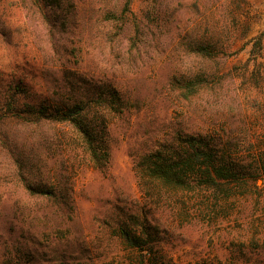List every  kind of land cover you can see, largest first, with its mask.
<instances>
[{
	"label": "rangeland",
	"instance_id": "obj_1",
	"mask_svg": "<svg viewBox=\"0 0 264 264\" xmlns=\"http://www.w3.org/2000/svg\"><path fill=\"white\" fill-rule=\"evenodd\" d=\"M246 1L244 24L226 33L218 19L236 7L230 0H0V109L32 81L61 99L83 79L90 91L112 83L128 102L111 123L104 169L67 127L0 117V264H139L115 229L118 214L149 208L133 168L139 154L205 131L229 134L246 155L264 147V0ZM206 42L211 57L196 50ZM196 74L224 78L189 102L171 84ZM26 179L64 188L70 217L57 213L61 200L31 194ZM178 208L152 209L154 249L168 264H264L263 178L213 211Z\"/></svg>",
	"mask_w": 264,
	"mask_h": 264
},
{
	"label": "trees",
	"instance_id": "obj_2",
	"mask_svg": "<svg viewBox=\"0 0 264 264\" xmlns=\"http://www.w3.org/2000/svg\"><path fill=\"white\" fill-rule=\"evenodd\" d=\"M230 1L236 7L218 19L223 23L226 33L230 26L238 31L244 24L241 9L247 2ZM126 8H129V3ZM214 29L210 24L206 27L210 32ZM52 32L53 28L50 30L51 35ZM256 46L261 49L262 36L256 39ZM51 48L53 52L57 51L55 45ZM196 50L204 56H213L207 42ZM223 78V75L196 74L177 79L171 86L179 97L192 102L205 91L220 86ZM79 84L70 85L63 99L57 98L54 92L50 93L42 83L32 81L27 87L18 86L11 96L13 106L9 110L0 109V117L5 118L12 113L13 117L36 128L44 124L61 126L60 129L67 127L71 138L82 146L93 166L104 169L110 161L111 123L116 116L126 111L128 102L112 83L97 86L96 90L93 86L92 91L87 89V86H92L91 82L83 79ZM84 84L88 85L83 88ZM22 93H25V108L20 106ZM226 136L224 138L216 131H205L180 134L171 140L164 138L134 160L137 182L149 208L146 205L139 211L128 208L126 212L118 214L120 219L115 229L131 249L138 250L139 264L170 262L161 253V246H157L158 250L154 249L161 240L157 239L160 224L154 219L153 207L166 210L182 207L187 214L205 212L207 207L210 212L233 198L238 189L246 195L255 180L264 179V147L246 155L239 148L241 143L233 142L229 134ZM27 188L31 194L44 200L64 202L58 205L57 213L62 218L70 217L73 206L64 188L53 183L42 185L31 181H27ZM195 205H199L197 210H191Z\"/></svg>",
	"mask_w": 264,
	"mask_h": 264
}]
</instances>
